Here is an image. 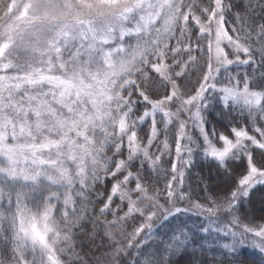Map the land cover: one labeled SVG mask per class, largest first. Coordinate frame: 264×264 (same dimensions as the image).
<instances>
[{"label":"snow or ice","instance_id":"obj_1","mask_svg":"<svg viewBox=\"0 0 264 264\" xmlns=\"http://www.w3.org/2000/svg\"><path fill=\"white\" fill-rule=\"evenodd\" d=\"M197 154L229 195L184 190ZM257 185L264 0H0V264H88L74 230L101 228L103 264H179L225 218L227 255L264 254V211L239 214Z\"/></svg>","mask_w":264,"mask_h":264},{"label":"trees","instance_id":"obj_2","mask_svg":"<svg viewBox=\"0 0 264 264\" xmlns=\"http://www.w3.org/2000/svg\"><path fill=\"white\" fill-rule=\"evenodd\" d=\"M259 13L260 9H256ZM195 78L193 77V80ZM191 92V89H189ZM142 111V110H141ZM235 115V113H233ZM205 117L208 121V127H216L219 131H225L224 125L228 123L230 117H225L221 114V108L216 104L215 101H210V106L205 112ZM144 131L140 132V135H144L147 131V125H144ZM169 136L173 138V133L170 131ZM193 164L190 168L185 169V184L184 190L191 193L193 200L197 198L200 202H205V197H219L223 199L225 196L229 195L230 188L232 187L231 182H225L224 178L220 173L217 172L215 163L211 159L203 158L201 155L197 154L192 157ZM237 165L240 164L239 161L236 162ZM165 168H170L167 164L163 165ZM135 169H133L134 171ZM155 179V176H153ZM205 185L207 188L205 189ZM130 186H134L130 185ZM164 186L163 177H161L159 187ZM110 187V185H109ZM99 191H103V186H101ZM101 205H96L99 208ZM181 206H186L183 204ZM246 210L249 216L255 215L259 216L262 211H264V185H257L256 190L252 193L250 200L244 201V208L239 213L243 217V212ZM193 215L195 213H188L182 216V219L187 220L189 226L193 224H199L200 219H196ZM191 217V219H188ZM101 220H111L112 216H102ZM131 231V228L128 229ZM76 237V251L79 253L80 258L87 261L88 264H96L99 259L102 261V254L108 249L106 247H100L97 249V245L107 244L106 240H101L99 237L103 235L104 229H99V234L95 243L89 242L86 236L80 234L78 230ZM88 231H91V226H89ZM216 233H197L196 243L189 246V250L183 256L176 257L179 264H264V254L260 251L249 250L248 248H240L239 252L235 256H230L226 254L221 245L218 243L220 240L215 235ZM155 239V237L153 238ZM149 243L152 242L150 239ZM193 249L195 251L193 252ZM133 256L135 252L133 251Z\"/></svg>","mask_w":264,"mask_h":264},{"label":"rangeland","instance_id":"obj_3","mask_svg":"<svg viewBox=\"0 0 264 264\" xmlns=\"http://www.w3.org/2000/svg\"><path fill=\"white\" fill-rule=\"evenodd\" d=\"M133 43H134V41H133ZM209 95H212L211 93L209 94ZM182 118H186V117H182ZM158 119H159V116H158ZM159 126V125H158ZM189 132L191 133V134H193V135H195L196 134V130L194 129V128H192L191 126H189ZM170 134H168V136H169ZM161 139H162V137H161ZM172 140H173V138H171L170 136H169V141L170 142H172ZM174 158V157H173ZM164 159H169V157H165ZM168 167H170L169 165H167ZM196 219H199V218H201L200 219V221L199 222H201V221H204V224H205V227H209V221H207L204 217H199V216H197L196 214L195 215H193ZM224 223H227V218H225L224 219V221H223V223H211V225H210V229H211V232L214 234V233H216L215 235H216V237H218L220 240H218V243L220 244V245H222L223 243H226V242H228L227 240H224V239H222L221 237L223 236V234L222 233H218L217 231H216V229L218 228V227H223V224ZM241 248H248L249 250H256V251H259L258 249H256V248H253L250 244H245V245H243Z\"/></svg>","mask_w":264,"mask_h":264}]
</instances>
